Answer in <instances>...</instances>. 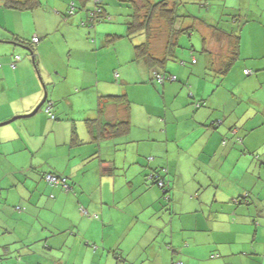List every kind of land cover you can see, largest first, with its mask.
<instances>
[{
    "label": "crops",
    "instance_id": "obj_1",
    "mask_svg": "<svg viewBox=\"0 0 264 264\" xmlns=\"http://www.w3.org/2000/svg\"><path fill=\"white\" fill-rule=\"evenodd\" d=\"M61 1L41 0L39 7L23 10L28 13L25 29L6 21L7 42L0 41L6 44L0 45V96L17 92L23 84H30L33 89L11 98L8 102L13 109L0 121L31 110L45 90L61 118L51 119L46 112H38V118L33 116L21 125L27 129L26 136L17 135L13 128L10 135L0 130V152L10 155L7 161L16 178L7 187L0 183L1 191L9 187L0 210L9 212L7 219L11 222L15 220L14 212L18 220L31 221L13 252H19L29 264L36 263L39 253H50L64 245L75 248L77 257L84 251L86 258L92 250V261L99 254L98 259L106 257L116 264H173L175 258L184 264H264V104L253 97L252 104H246L243 94L223 83L240 55L255 59L251 63L254 71L264 70V0H185L189 5L200 3L201 9L206 6L207 13L183 7V14L198 19L186 16L176 26L188 27L195 20V29L205 36L203 49L208 51L205 69L214 70L215 76L202 80L196 74L207 76V72L197 73V69L190 68V74L196 72L197 80L188 82V74L184 72L188 68L182 63L168 65L167 59L157 67L177 80L156 82L155 86L149 83L155 81L149 63L135 56L133 43L124 36L126 29H108L102 37L96 28L92 30L94 24L83 23L87 19L83 12L65 22L63 13L71 0ZM113 1L129 8L128 12L125 9L117 12L128 19L139 11L130 0ZM107 4L104 6L107 17L101 21L112 18ZM51 10L53 14H49ZM11 13L18 11L0 8L1 18ZM155 21L163 24L162 31L166 32L154 40L153 53L164 58L169 51L171 57L177 58L181 33L175 35V43L169 49V26L165 20L155 18ZM61 25L65 27L58 41L54 32ZM218 27L223 28L219 36L215 34V30H220ZM233 29H238L235 39L228 34ZM113 34L120 37L109 42ZM34 36L39 37L38 42L33 41ZM15 38L19 41L11 42ZM21 38L34 42V55ZM139 39L145 36L141 34ZM235 46L238 56L223 76L219 69L234 56ZM46 52L49 53L45 61ZM107 52L113 55L111 75L101 84V55ZM17 55L22 59L13 66ZM133 56L137 62L142 61L141 66H131ZM244 64L239 65L241 74H252L253 70L247 71ZM77 91L82 92L83 100L79 102L70 98ZM113 94L126 95L128 114L123 102L108 101L101 105L100 96ZM144 94L145 100H136L135 96ZM18 98H22L21 102ZM65 100L72 107L78 102L85 110L92 106L88 110L93 111H72L60 106ZM126 117L127 132L110 133L111 127L114 130V124ZM88 119L92 121L87 123ZM217 119L225 122L213 129L211 122ZM136 121H140L138 126ZM40 127L44 129L41 133ZM231 129L242 136L241 143L232 141ZM224 136L230 142L221 146ZM40 139H44V145L50 140L43 156L38 154L42 149L35 146ZM27 156L32 158L31 162H24ZM33 166L38 172L64 173L73 186L66 191L45 184L41 176H37L41 178L40 185H32L34 178L26 175ZM158 167L168 168L173 183L170 214L161 208L162 191L146 177ZM246 193L249 197L245 200ZM44 212L54 214L55 219L41 216ZM61 233L65 237H60ZM204 244L209 247V258L194 256L197 251L204 254L200 247ZM27 248L29 252L23 250ZM178 248L181 256L175 255ZM4 251L12 256V248ZM216 252L220 256L211 257ZM54 258V264H68L70 260Z\"/></svg>",
    "mask_w": 264,
    "mask_h": 264
},
{
    "label": "rangeland",
    "instance_id": "obj_2",
    "mask_svg": "<svg viewBox=\"0 0 264 264\" xmlns=\"http://www.w3.org/2000/svg\"><path fill=\"white\" fill-rule=\"evenodd\" d=\"M47 1H49V0H47ZM50 1H51V3H53V2L54 3L55 2L56 3H62L61 0H50ZM106 2L108 3L107 6H108V10H109L110 14L113 13L112 18L110 20H106V21L100 20V21L95 22L93 25V29H92V30H94L96 28V31L103 34L102 37H105L106 33H108V29H115V30L119 29V28H123L124 30L127 29V26L125 23H126L128 18L125 15L117 14V12H118V9H125V12H128L129 8L125 5L119 6L113 0H106ZM2 5H3V1L0 0V8H3ZM92 5H93V0H90L88 2L87 6H88V8H90ZM187 6L192 8L195 12L197 11L198 13H201V14L207 13L206 12V9H207L206 6H203L202 7L203 9H201L199 6L196 7L193 4H190ZM77 7H79V6H77ZM81 12L86 13L85 10L78 9L77 13H81ZM49 14H53V11L52 10L49 11ZM74 17H75V15L68 17V20H71ZM0 19H1L0 35H2V36H6V34H7V31L4 30V23H6V21H8V23L13 25V26L16 25L18 29H21V28L25 29V28H27L26 26L28 25V13H25L24 11L18 10L17 14L11 13L10 16H3V18L0 17ZM65 22H68V21L66 20ZM66 25H68V24H66ZM75 25L78 27L80 25V23L77 22V23H75ZM64 27H65V25H61L54 32V34H55L54 36H55V38H57L58 41L60 40V36L62 35V30ZM111 31H114V30H111ZM180 35L181 36L178 38V44H177V46H179L178 47V54L179 55L176 59L170 58L167 61V64L171 65V66H174L175 64L179 65L182 63L180 61L181 59L185 60L184 66L188 69L185 70L184 72H186L188 74L187 75L189 77L188 82L197 80V78H195L196 72L193 71V73H195V74H190V72H189L190 68H195V70L197 69V71H198L197 73H206L207 72V74H208L207 76L201 75V74H196L202 80L204 78L206 79V77L209 80L211 77L215 76L214 70H212L211 68H209L207 70L205 69L206 60H207L206 54L208 51L203 49L205 36L203 35L202 31H200L199 29L198 30L195 29L194 31H191L190 34L181 33ZM137 37L138 36H136V38ZM0 45L5 46L6 44L1 42ZM133 45H135V44H133ZM52 48H53V46H52ZM112 48H114V45L112 46ZM22 52L26 53L27 51L25 49H22ZM48 53L49 52L45 53V59H44L45 61L48 57ZM117 54H119V53H117ZM117 54H116V56H117ZM111 56H113V55H112V53H109V52L103 53L101 55V65H100V69H99L101 81L103 79H105L107 76L111 75L110 69H109L110 64L112 63V61L110 59ZM27 58H29V57L27 56ZM132 59H133V61L130 62L131 66H134L135 68L141 66L142 61L137 62L138 60H136L135 57ZM194 59L196 61L198 60V63H192ZM254 60L255 59L245 58L243 55H240V59L234 64V66L232 67L230 72L227 74V76L223 80V83H226L231 87H234L239 94H243L242 98L246 99V102H247L246 104H248V105L252 104V102H253V101H251V97L256 98V100H260L261 103L264 104V78H263V74H262V72H264V70L254 71L253 66H251V63ZM258 60H260V59H258ZM32 61L33 60L31 57V62ZM240 63H245L243 68H247V71L253 70V73L249 74V75L241 74L242 70L239 68ZM46 64L48 65L47 62H46ZM33 66H35V64ZM35 67H34V69L36 70ZM48 68H50V66ZM36 72H37V70H36ZM113 74H114V71L112 72V75ZM259 74H260L261 79H258ZM38 78L40 80L39 74H38ZM112 80H114L113 77H112ZM218 82L221 83L220 79H218ZM149 83L153 86H155L157 84L156 81L152 82V80H149ZM101 84H104L103 81ZM120 86H123L124 88L128 87V85H126V84H120ZM160 86H161V84H160ZM42 87H43V85H42ZM31 91H33V89L30 86V84H23V85H21L20 90H18L17 92H13L10 95L1 94V96H0V117H3L7 111L11 112V110L13 109L11 107L12 106L11 103L8 102L11 98L18 96L19 93L25 94V93H29ZM45 92H46V90L44 91V95H45ZM44 95L41 98V100L44 98ZM81 95H82V92L77 91L70 98H75L79 102L80 100H83V98L80 99ZM135 97H136V100H145L146 94H144L142 97H139V96H135ZM17 100H19L21 102L22 98L21 99L18 98ZM41 100L31 110H33L41 102ZM78 102L74 107L70 106L69 101H66V100L61 101L59 104L62 107H68L72 111H78L81 109H83L87 113H90V111H93V110H90V111L88 110V108L92 107V106H88L87 109L85 110L84 107L79 106ZM137 106L138 105L136 104V107ZM31 110H29L28 112L26 110L25 111L26 113H22V114H28V113H30ZM23 111L24 110H21L20 112H23ZM39 113H42V112L39 111ZM39 113H37L34 117L38 118ZM14 116H16V115H14ZM14 116H11V117L3 120V121H7ZM28 120H30V118H19L15 121L9 123V124H12L11 126H9L10 128L6 127L7 125H9V124H7L4 126H1L0 130H1V132H6V135H9L10 132L8 130L13 128L17 135L22 134L23 136L24 135L26 136V133L23 131L20 132L19 129L17 128V126L22 125L24 122H27ZM3 121H0V122H3ZM77 122L78 121H76V123ZM38 123L40 125L39 121H38ZM136 124H137L136 126H138L140 124V121H136ZM40 128H41V131H40V133H41L44 129H43V127H40ZM28 136H30L29 133H28ZM49 143H50V140L48 141V144ZM48 144L44 145V139H40L39 143L37 145H35L37 148L42 149V150L38 151L39 156H43L42 154H44V151L47 150ZM9 156L10 155H6L5 153L0 152V183L3 187L10 186V184H13L16 182L15 176L8 173V172H10V168H11V165L7 161ZM6 173L8 174L7 179L2 178L4 176V174H6ZM6 184H9V185H6ZM8 190H9V187L7 189L2 190V191L0 190V192H2V194L0 196V207L4 201L5 196H7V194H8L7 193ZM178 190H179V188H178ZM12 198H13V194L10 193L9 200L12 201ZM10 209H12V208H10ZM11 211H14V210H11ZM8 213H5V212L0 210V246L7 244L13 240L17 241L19 239V237L23 236V233H18V232H27L28 228L31 225V221L29 223V221L18 220L16 218L15 212L13 213V218L15 220H13L11 222L9 219H7V218H10ZM17 214H18V212H17ZM43 214L45 215L46 218H50V219H55V217H56L54 214H51L49 212H44ZM15 221L17 222V227L15 228L16 231H13L12 233L8 234L5 231V229H9V232H10L12 227L15 226V224H16ZM59 236L65 237V233H61V234H59ZM201 239L206 240L203 237ZM10 245L13 247L14 244L12 243ZM15 245L17 246L18 242H16ZM16 246H15V248H16ZM200 247H202L201 250L204 252V254L202 253V255H201L200 251L199 252L197 251L196 254H193V255L196 257H202L203 256L202 259H205V257H207V259H208L209 253H210L208 251V249H209L208 245L204 244V245H201ZM23 250L26 252H29L28 248L23 249ZM14 254H16V255L14 256ZM39 254L40 255H38L36 257V259H35L36 263H34V264H38V262H44L46 264H54V261L56 259V258H54V256L57 258H62L63 260H65L66 258L69 260V258L72 256L70 258L68 264H116V262L114 260L110 261L106 257H104L102 259H98L99 254H96L95 260L92 261L91 256L94 255V253H92V250L86 254V258H85L84 251H81L80 256L77 257L78 251L75 250V248H72L70 245H64L61 249H58V250H51L50 253H45V254L39 253ZM175 255L181 256V254H178V252H175ZM0 256H2V258H3V260L2 259L0 260V264H12L13 262L15 264H29V262H30V261H27L26 259H22L20 257L19 252L14 251L12 253V256H8V254H6L4 251V246L0 247ZM178 260H180V259H178ZM218 260H216V261H218ZM211 261H212V258L209 259L207 262L209 263ZM126 264H129V263H126Z\"/></svg>",
    "mask_w": 264,
    "mask_h": 264
},
{
    "label": "trees",
    "instance_id": "obj_3",
    "mask_svg": "<svg viewBox=\"0 0 264 264\" xmlns=\"http://www.w3.org/2000/svg\"><path fill=\"white\" fill-rule=\"evenodd\" d=\"M3 1V5L2 7L5 9H12V10H16V11H23V10H31L34 9L36 7H39L41 5V0H2ZM90 0H71V3H68V7L66 9V11L63 13V19L66 21L68 20V17H71L73 15H76L78 12V9L80 10H85L86 11V20L83 22L84 24H86L87 22H90V24H94L95 22L104 19L105 17H107V15L105 14V3L104 0H93V5L88 8L87 4ZM127 2V0H125ZM131 2H135L137 5V7L139 8L138 12L133 13L131 16L132 18L128 19L126 21V34L124 35L125 37H127L133 44V47L135 49V56L143 58V60L146 63H149V66L151 68V78L154 79L156 82L158 83H165L166 81H176L177 78L175 76L174 80H171L172 78V74L171 73H167L164 70H160L158 69L157 66H159V63L165 62L167 59H170V57L172 56V54L168 51L167 53H165L164 58L162 57H158L157 55H155L152 51V44L154 43V40L157 38L158 36H160V38L163 36L162 33L166 32V31H162V27L164 26L163 24L160 23H156L155 18H158L159 20H165V22H167V25L169 26L168 31L170 32V35L167 34L168 36V43H169V49H171V46L175 43V40H173V38H175L176 34L179 33H189L190 31H193L195 29V20L193 21L194 24L190 25V26H180L177 27L176 24L178 22L181 21V19L183 17H193L194 19H198L196 16L193 15H187V14H183L185 12H182L181 8L186 7L189 8L187 5V2L185 0H160L157 2H153L152 0H130ZM140 4L141 7L139 6ZM190 4H194L200 7V3L196 4L195 2H192ZM127 5L129 6L130 4L127 3ZM79 6V7H77ZM142 13V14H141ZM232 17H234L235 19L238 17L237 15H232ZM144 18V19H143ZM211 26V25H210ZM218 29L220 30H215V34L217 36L221 35V29L218 27ZM10 33V32H8ZM238 33V29H236V31L231 30V32H228V34L231 35V39H235V37H237ZM11 34V33H10ZM142 34V36H145V39L141 40L139 39L140 35ZM136 36H138L136 38ZM5 36L0 35V41H6L4 39ZM117 37H120L119 34L118 35H111V38H109V42L110 41H114ZM18 38V37H17ZM15 38L14 40H12L11 42L15 43V41H19V39ZM35 38H37V40L35 41ZM22 43L25 44L24 46L26 48H28V51L31 52L32 55H34V48H33V43L25 40L23 38H21ZM33 41L38 42L39 41V37L38 36H34L33 37ZM7 42V41H6ZM236 47V46H235ZM233 53L234 56L229 59L219 70L221 75H226L228 73V71L231 69L235 58L238 56V47H236L235 49H233ZM176 59V56L174 55L173 57ZM22 59V57L20 56V58L18 59L16 57V60L12 62L15 63L17 61H20ZM183 64L185 63V60H180ZM193 62H195V59L193 60ZM37 64V63H36ZM158 75L162 76V77H158ZM48 98V96H47ZM101 101V102H100ZM108 101H119V102H123L126 107L125 110L128 114L129 112V108L130 105L128 103L127 97L125 94H113V95H107V96H100L99 98V102L101 103V105H104L105 102ZM104 102V104H103ZM54 105L55 102L51 101L50 99H47L46 102L42 105V107L44 108H40L37 113L40 111H44L46 112L49 117L51 119H61L60 116H57L56 112L54 111ZM197 105H201V102H198ZM102 106H100L99 112H101ZM34 110V109H33ZM33 110H31L30 112H32ZM37 113H35L33 116H35ZM21 115V114H19ZM33 116H30L29 118H32ZM128 117V115H127ZM126 117L125 120H121L120 122H117L114 124V130L110 129V133H114L115 135H121L127 132L128 128H129V120H127L128 118ZM22 118H27V117H22ZM19 119V118H18ZM17 120V119H15ZM14 120V121H15ZM92 120L88 119L87 123L91 122ZM13 122V121H12ZM225 121L221 122L220 119H217L215 121L211 122V127L213 129L217 128V126H220L224 123ZM11 123V122H10ZM25 123V122H24ZM9 124V123H8ZM108 124V123H105ZM7 125V124H5ZM12 124L7 125L6 127L11 126ZM110 125V124H109ZM4 126V125H2ZM92 126V124L89 125V127ZM111 126V125H110ZM1 127V126H0ZM5 127V128H6ZM76 127V126H75ZM73 127V132L76 134V128ZM10 128V127H9ZM17 128L19 129L20 132H25V130L27 129H22V126L19 125L17 126ZM218 129V128H217ZM11 134V132H13V130H8ZM233 131V139L232 141L235 144L241 143L242 141V136L239 134V132H235V130L231 129V132ZM6 134V132H5ZM111 134V135H114ZM76 137V136H75ZM74 140V139H73ZM75 141V140H74ZM229 139L227 137H222L221 139V146H226L228 144ZM32 158L31 157H26V160L24 162H31ZM9 174H11V171L8 172ZM32 174V175H31ZM169 170L167 167H158V168H154L151 170V173L148 175H146L147 178L150 179L151 183H153L154 185L158 186L159 189L162 191V206L161 208H163L164 212H168L169 214L171 213V205L173 202V196H172V191H173V183L171 182V178L169 179ZM27 177L29 179H33V183L32 185L35 186H39L40 185V181L41 178L37 177V176H41L42 180L45 182V184H49L50 186H54V187H60L64 190H66V187L64 185H68L69 187H72L73 183H71L69 181V178L66 174L61 173L59 171L56 170H42V171H37L36 166L33 167H29L27 170ZM55 177L57 179V182H53L49 179V177ZM8 174H4V176L2 178L7 179ZM71 179V178H70ZM161 179L165 182V187H161L158 184V180ZM67 191V190H66ZM249 194L246 193L243 198L246 200L249 196ZM53 196V194L51 195ZM239 200L236 199V202H238ZM247 206H250V201H248ZM41 216L45 215L42 213ZM17 227V223L15 224V226H13L14 229H11V231L9 232V229H5V231L9 234L12 233L13 231H16ZM6 233V234H7ZM18 233H22V232H18ZM20 238V237H19ZM18 241V240H17ZM14 244L13 247L10 244ZM16 241L13 240L7 244L1 245L2 247L4 246V248L6 249H11L12 248V252L13 250L17 249L15 248ZM0 246V247H1ZM176 252L181 253V250L178 248L175 250ZM220 256V253L216 252L213 255H211V257H218ZM3 260L2 256H0V260ZM173 264H184V262L180 259L178 260V258L174 259Z\"/></svg>",
    "mask_w": 264,
    "mask_h": 264
},
{
    "label": "water",
    "instance_id": "obj_4",
    "mask_svg": "<svg viewBox=\"0 0 264 264\" xmlns=\"http://www.w3.org/2000/svg\"><path fill=\"white\" fill-rule=\"evenodd\" d=\"M47 96H48V93L45 92V95H44V98L41 100V102L34 108V110L28 114H21V115H16L14 117H12L11 119L7 120V121H3V122H0V126L2 125H5V124H8L12 121H14L15 119H18V118H22V117H30V116H33L35 113H37V111L42 107V105L46 102L47 100Z\"/></svg>",
    "mask_w": 264,
    "mask_h": 264
},
{
    "label": "built area",
    "instance_id": "obj_5",
    "mask_svg": "<svg viewBox=\"0 0 264 264\" xmlns=\"http://www.w3.org/2000/svg\"><path fill=\"white\" fill-rule=\"evenodd\" d=\"M97 1V0H96ZM35 40H37V38H35ZM17 58L19 59L20 58V56H17ZM15 65V63H13V66ZM158 77L160 78V77H162V76H160V75H158ZM49 179L51 180V181H53V182H57V179L55 178V177H53V176H51V177H49ZM158 184L161 186V187H164V188H166L165 186V182L163 181V180H161V179H159L158 180ZM65 187H66V189L67 188H69V186L68 185H64Z\"/></svg>",
    "mask_w": 264,
    "mask_h": 264
},
{
    "label": "clouds",
    "instance_id": "obj_6",
    "mask_svg": "<svg viewBox=\"0 0 264 264\" xmlns=\"http://www.w3.org/2000/svg\"><path fill=\"white\" fill-rule=\"evenodd\" d=\"M36 41V40H35ZM18 56V55H17ZM20 56V55H19ZM175 76H172L171 80H174ZM71 187L67 188L66 190L68 191Z\"/></svg>",
    "mask_w": 264,
    "mask_h": 264
}]
</instances>
